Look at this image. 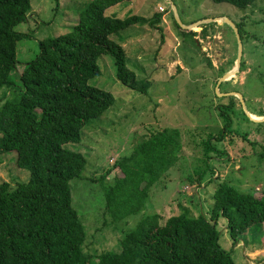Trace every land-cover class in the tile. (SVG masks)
Segmentation results:
<instances>
[{"label":"rangeland","instance_id":"rangeland-1","mask_svg":"<svg viewBox=\"0 0 264 264\" xmlns=\"http://www.w3.org/2000/svg\"><path fill=\"white\" fill-rule=\"evenodd\" d=\"M87 2L30 0L26 19L13 28L22 34L15 43L13 81L17 82L23 63L37 55L38 40L70 28ZM104 13L147 18L159 13L160 21L155 26L133 24L109 36L123 48L126 67L137 79L148 81L146 93L120 85L112 57L98 56L99 74L89 83L111 93L113 103L85 124L79 142L66 145L85 158L80 179L69 181V189L71 206L84 227L82 249L89 254L117 251L124 233L147 214H158L159 223L178 213L202 214L208 219L212 191L220 182L239 191H252L255 196L264 191V122L249 120L241 106L249 113L264 112V0H253L244 9L211 0H123ZM214 17H226L237 25L241 43L238 70L218 84L219 69L234 68L237 41L233 30L219 18L183 26ZM185 29L195 33H182ZM8 91L1 87L0 96ZM216 92H236L242 103L237 95ZM229 103L230 109L224 108ZM219 110L227 113L230 122L223 138L215 140L224 125ZM163 127L179 131L176 161L148 188L140 211L113 221L103 195L104 186L121 175L113 163L127 157L142 136ZM209 136L215 151H207L204 157ZM12 157H0V181L10 185L28 177ZM224 223L217 218L218 243L230 251L234 264H264V222L248 226L236 243Z\"/></svg>","mask_w":264,"mask_h":264},{"label":"trees","instance_id":"trees-1","mask_svg":"<svg viewBox=\"0 0 264 264\" xmlns=\"http://www.w3.org/2000/svg\"><path fill=\"white\" fill-rule=\"evenodd\" d=\"M121 1L88 0L70 28L38 40L37 55L23 63L15 82V43L22 34L13 28L26 19L30 0H0V88L9 89L0 96V157L11 154L15 166L28 173L12 185L0 181V264H234L218 243L217 218L224 220L233 243L248 226L264 222V191L255 196L220 182L212 191L208 219L178 213L159 223L158 214H147L124 233L117 251H83L85 232L71 206L69 181L80 179L85 158L66 145L79 142L85 124L113 103L111 93L89 83L99 74L98 56L112 57L120 85L146 93L148 81L126 67L123 48L109 36L133 24L160 21L159 13L150 18L104 13ZM211 1L239 9L253 2ZM222 73L219 69L218 77ZM219 114L224 125L215 140L223 138L230 122L226 112ZM210 139L204 157L215 151ZM179 150L178 129L163 127L142 136L127 157L113 163L121 175L103 188L113 221L142 209L148 188L173 165Z\"/></svg>","mask_w":264,"mask_h":264},{"label":"water","instance_id":"water-1","mask_svg":"<svg viewBox=\"0 0 264 264\" xmlns=\"http://www.w3.org/2000/svg\"><path fill=\"white\" fill-rule=\"evenodd\" d=\"M171 5V8L173 9V12H174V15H175V18L177 19L176 17V13H175V10H174V6L172 3H170ZM220 19L221 21H224L225 23H227L231 29L233 30V33L236 37V41H237V55H236V58L234 60V68L224 72L220 77L217 78V81H216V84L224 81V80H228L230 78V74L231 75H234L237 70H238V65H239V62H240V57H241V43H240V38H239V34H238V31H237V28L236 26L230 21L228 20L226 17H214V18H203V19H200V20H197L193 23H190V24H187V25H183L185 26L184 28H188L190 27L191 25H195L197 23H203V21L205 20H208L209 22L210 21H215L216 19ZM178 21V20H177ZM179 22V21H178ZM180 23V22H179ZM181 24V23H180ZM182 25V24H181ZM217 94L219 95H225V96H233V95H237L240 103H242V100H241V96L236 93V92H226V93H219V92H216ZM242 108H243V111L245 113V115L249 118V120H251L252 122H263L264 121V115H261V116H256V118H253V117H250V113L246 111V109L244 108V106L241 104Z\"/></svg>","mask_w":264,"mask_h":264},{"label":"bare ground","instance_id":"bare-ground-1","mask_svg":"<svg viewBox=\"0 0 264 264\" xmlns=\"http://www.w3.org/2000/svg\"><path fill=\"white\" fill-rule=\"evenodd\" d=\"M230 75H231V74H230ZM232 76H233V75H232ZM250 117L256 118V116H255V115L253 116L252 114L250 115Z\"/></svg>","mask_w":264,"mask_h":264},{"label":"crops","instance_id":"crops-1","mask_svg":"<svg viewBox=\"0 0 264 264\" xmlns=\"http://www.w3.org/2000/svg\"><path fill=\"white\" fill-rule=\"evenodd\" d=\"M175 10V9H174ZM250 114H253V113H250ZM253 115H255V114H253Z\"/></svg>","mask_w":264,"mask_h":264}]
</instances>
